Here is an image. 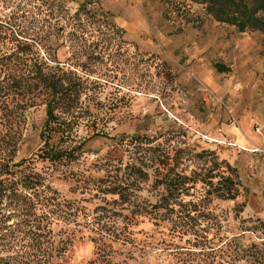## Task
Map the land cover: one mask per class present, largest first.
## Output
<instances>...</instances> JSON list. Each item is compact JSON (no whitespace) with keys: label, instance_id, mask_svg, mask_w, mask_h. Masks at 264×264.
Returning <instances> with one entry per match:
<instances>
[{"label":"rangeland","instance_id":"obj_1","mask_svg":"<svg viewBox=\"0 0 264 264\" xmlns=\"http://www.w3.org/2000/svg\"><path fill=\"white\" fill-rule=\"evenodd\" d=\"M39 66L88 87L45 130ZM2 101L18 118L0 119L19 131L14 162L36 159L57 200L0 206V264H264L260 32L239 33L194 3L175 12L161 0H0ZM79 146L71 162L36 157ZM165 174L197 180L178 216L152 208ZM226 178L233 200L215 195Z\"/></svg>","mask_w":264,"mask_h":264},{"label":"trees","instance_id":"obj_2","mask_svg":"<svg viewBox=\"0 0 264 264\" xmlns=\"http://www.w3.org/2000/svg\"><path fill=\"white\" fill-rule=\"evenodd\" d=\"M163 5L175 12H183L186 10L188 3H194L202 6L206 14L210 15L214 21L219 24L234 27L237 32L242 33L246 30L260 32L264 36V0H161ZM6 27L11 28L9 22H5ZM17 24V23H12ZM14 42L19 44L17 39ZM22 44V43H21ZM22 48L26 46H21ZM219 72H224L225 69L218 67ZM36 76L39 78L38 84L42 89L48 91V99L45 101L44 130L46 127L56 122L54 111L60 105H64L63 114L72 115L77 107L81 95L86 91L87 82L78 77L64 78L63 76L43 75L41 67L36 70ZM4 78V77H3ZM11 85L18 89V85ZM13 88V89H14ZM4 101L0 105H5ZM61 108V107H60ZM15 121L17 118L16 112L0 111V119ZM16 117V118H15ZM6 131L0 129V206L5 204L7 208H24L27 210H35L38 206L54 207L56 198L50 194L49 186L46 184L47 177L37 171L34 167V162L27 159H20L14 162L16 144L19 138V131L6 128ZM44 132L41 133V137ZM9 136V137H8ZM45 137V136H43ZM11 139V140H10ZM45 144V143H44ZM82 146V144H81ZM74 148L71 152L64 150H54L40 148L36 155L41 161L47 162L49 165L60 160L73 161L81 150ZM214 178V177H212ZM228 180L229 186L221 187L215 195L221 199L233 200L237 196L235 183ZM197 183V180L192 176H176L165 174L162 178L156 179L155 184L162 187L163 192L152 208L166 210L171 214H176L180 211H174L177 206H183L181 197L186 196L187 192ZM111 187L108 194L117 195L122 199V194ZM190 202V201H189ZM173 212V213H172ZM48 215V214H47ZM174 217V216H173ZM9 217L2 220V223L7 221ZM172 220V217L167 218ZM39 229V228H37ZM28 232H31L30 230ZM19 240L21 241L26 235V232L18 230ZM17 257V256H16ZM15 257V258H16Z\"/></svg>","mask_w":264,"mask_h":264}]
</instances>
